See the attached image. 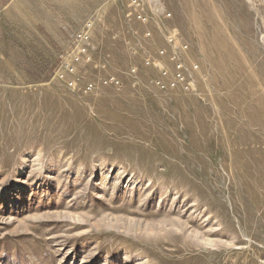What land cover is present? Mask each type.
Masks as SVG:
<instances>
[{
  "label": "rangeland",
  "instance_id": "1",
  "mask_svg": "<svg viewBox=\"0 0 264 264\" xmlns=\"http://www.w3.org/2000/svg\"><path fill=\"white\" fill-rule=\"evenodd\" d=\"M0 264H264V0L0 11Z\"/></svg>",
  "mask_w": 264,
  "mask_h": 264
},
{
  "label": "built area",
  "instance_id": "2",
  "mask_svg": "<svg viewBox=\"0 0 264 264\" xmlns=\"http://www.w3.org/2000/svg\"><path fill=\"white\" fill-rule=\"evenodd\" d=\"M79 38L82 42H87V40L89 39L87 33H81L79 35ZM87 53H88V49L86 47H77L76 52L70 53L69 57H62V62L66 63L65 69H66V73H74L75 72V66L79 63H82L83 61L88 60L87 58ZM70 58L71 62H68L67 59ZM62 78H64V74L61 75ZM71 84L73 85L74 82H71ZM92 88V86L90 87V89Z\"/></svg>",
  "mask_w": 264,
  "mask_h": 264
},
{
  "label": "crops",
  "instance_id": "3",
  "mask_svg": "<svg viewBox=\"0 0 264 264\" xmlns=\"http://www.w3.org/2000/svg\"><path fill=\"white\" fill-rule=\"evenodd\" d=\"M15 0H0V11L10 7Z\"/></svg>",
  "mask_w": 264,
  "mask_h": 264
},
{
  "label": "bare ground",
  "instance_id": "4",
  "mask_svg": "<svg viewBox=\"0 0 264 264\" xmlns=\"http://www.w3.org/2000/svg\"><path fill=\"white\" fill-rule=\"evenodd\" d=\"M249 2V1H248ZM218 42H221V40L220 39H218ZM249 113V112H248ZM244 141V140H243Z\"/></svg>",
  "mask_w": 264,
  "mask_h": 264
}]
</instances>
